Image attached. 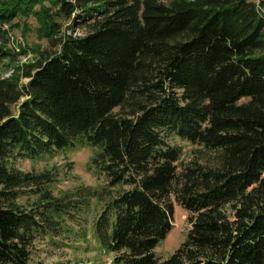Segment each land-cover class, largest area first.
I'll return each instance as SVG.
<instances>
[{"label": "trees", "instance_id": "1", "mask_svg": "<svg viewBox=\"0 0 264 264\" xmlns=\"http://www.w3.org/2000/svg\"><path fill=\"white\" fill-rule=\"evenodd\" d=\"M30 15L44 21L49 50L24 67L26 84L0 79V264H31L40 238H79L77 216L92 201L102 208L91 235L112 264H264L259 5L9 0L0 2V61L12 56L1 28ZM170 137L213 153L214 165L180 168L182 149ZM77 146L96 151L89 168L104 187L56 197L48 171L10 165ZM22 198L33 199L25 207ZM172 198L190 229L160 259Z\"/></svg>", "mask_w": 264, "mask_h": 264}, {"label": "rangeland", "instance_id": "2", "mask_svg": "<svg viewBox=\"0 0 264 264\" xmlns=\"http://www.w3.org/2000/svg\"><path fill=\"white\" fill-rule=\"evenodd\" d=\"M6 1L9 0H0V2ZM157 1L167 5L176 0ZM253 1L259 5L264 14V2L262 0ZM48 5L46 3V6ZM34 11L40 13L41 9L35 7ZM44 25L43 20L30 15L29 17H17L11 24L1 28V32H4L8 41L6 49L12 56L0 61V79L18 77L21 85L28 82L21 77L24 67L34 64L40 58L41 53L49 50ZM61 33L78 34L66 30L65 26L62 27ZM168 143L182 149L180 168L193 162L201 165H214V154L211 152L191 146L175 137L168 138ZM95 152L94 149L77 146L35 162L11 160L10 165L22 173L39 174L48 171L56 180L51 185L53 195L59 197L80 187L100 189L106 185L105 178L89 168V161ZM25 199L17 200L18 205L28 207V203L33 198ZM171 202L173 228L155 250V256L160 259L172 255L185 241L190 229L188 214L174 202L173 198ZM101 208L92 201L88 210H84L77 216L76 220L84 224L85 231V233L80 232L79 224L74 225L76 235L79 237L77 239L69 236L52 241L47 237L36 240L32 248L31 264H112L113 255L105 254L91 235V227L99 216ZM82 233L85 234L84 238H82Z\"/></svg>", "mask_w": 264, "mask_h": 264}]
</instances>
